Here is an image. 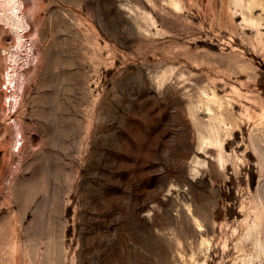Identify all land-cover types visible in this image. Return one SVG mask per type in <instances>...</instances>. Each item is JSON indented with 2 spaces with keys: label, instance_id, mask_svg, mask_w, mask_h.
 I'll return each mask as SVG.
<instances>
[{
  "label": "rangeland",
  "instance_id": "1",
  "mask_svg": "<svg viewBox=\"0 0 264 264\" xmlns=\"http://www.w3.org/2000/svg\"><path fill=\"white\" fill-rule=\"evenodd\" d=\"M25 4L0 264H264V0Z\"/></svg>",
  "mask_w": 264,
  "mask_h": 264
},
{
  "label": "bare ground",
  "instance_id": "2",
  "mask_svg": "<svg viewBox=\"0 0 264 264\" xmlns=\"http://www.w3.org/2000/svg\"><path fill=\"white\" fill-rule=\"evenodd\" d=\"M25 9H26L25 0H0V22L9 28L10 32H12L14 39H15V45L12 49H10L9 51L4 49L5 50L4 52L7 56L6 59L10 63L9 64L10 66H8L7 69H5L6 72L4 75L5 77L4 81L7 83L5 88L6 89L13 88L12 90H14L13 94H11L10 96H7V98L9 97L8 99H9L10 104L12 103L14 104L16 102V98L17 96H19L18 93L22 89V86H21L22 77H21V73L19 72V67H24L25 65H29L33 63L35 60H37L35 56L34 41H32L33 39L31 38L29 39L26 37L27 34L31 32L32 25L26 15ZM7 98L5 99V101L7 100ZM12 99H14V102L12 101ZM219 101L220 100L215 99L213 100V103L214 102L219 103V104L220 102L222 103V101L220 102ZM215 105L218 106V104H215ZM221 105H219V107H221ZM222 107H223L222 108L223 110L225 106L223 105ZM207 110H208V106H207ZM222 110L221 112H226V110L225 111L224 110L222 111ZM211 112H212V109L211 107H209V113ZM230 114H231V110H230ZM211 118H214V117L212 116ZM230 118L232 119L233 116ZM213 145L214 143L212 141H209L208 147L213 148ZM222 150H223L222 148L219 150L221 154L223 152Z\"/></svg>",
  "mask_w": 264,
  "mask_h": 264
}]
</instances>
